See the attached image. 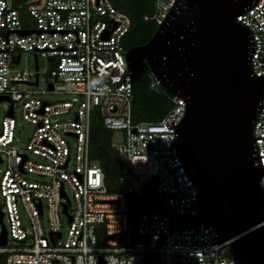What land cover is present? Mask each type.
Wrapping results in <instances>:
<instances>
[{"label": "built area", "instance_id": "1", "mask_svg": "<svg viewBox=\"0 0 264 264\" xmlns=\"http://www.w3.org/2000/svg\"><path fill=\"white\" fill-rule=\"evenodd\" d=\"M178 1L151 0L144 20L162 25ZM24 4L34 19L31 27L22 22L21 5L0 0V96L8 97L2 100L8 107L0 120V238L6 234L0 264H235L234 239L217 242L213 226L201 220L193 226L182 222L200 219L199 187L176 143L185 100L169 94L171 107L161 119L132 120L133 82L123 46L130 17L114 0ZM236 20L251 36L252 74L264 77V0L254 1ZM23 52L53 61L42 71V91L35 89L38 65L37 70L14 69L15 55ZM148 76L150 88L159 92L160 81L150 71ZM46 92L67 98L49 102L35 96ZM17 106L22 120L32 126L24 146L15 137ZM94 111L105 129L123 133L121 142L110 141L122 161L117 193L108 192L104 171L90 156ZM69 114V119H59ZM252 134L264 196V89ZM66 136L75 138L73 157ZM151 180L163 208L141 212L133 225L125 193L140 194ZM9 239L15 245L8 246Z\"/></svg>", "mask_w": 264, "mask_h": 264}, {"label": "water", "instance_id": "2", "mask_svg": "<svg viewBox=\"0 0 264 264\" xmlns=\"http://www.w3.org/2000/svg\"><path fill=\"white\" fill-rule=\"evenodd\" d=\"M254 1L179 0L147 42L125 52L133 83L149 70L185 100L176 143L199 187L200 220L217 242L234 239L235 264H264L262 167L252 134L264 77L252 74L251 36L236 20Z\"/></svg>", "mask_w": 264, "mask_h": 264}, {"label": "trees", "instance_id": "3", "mask_svg": "<svg viewBox=\"0 0 264 264\" xmlns=\"http://www.w3.org/2000/svg\"><path fill=\"white\" fill-rule=\"evenodd\" d=\"M12 2L14 6L21 5L22 19L25 0H12ZM114 4L131 20L130 29L123 38L124 48L128 49L147 42L157 28L152 21L144 20V16L151 13V0H114ZM148 74L149 71H146L140 80L133 83L132 120L135 123L158 121L171 107L170 96L162 87L159 92L150 88ZM89 152L92 161L98 163L104 171L108 192H120L119 176L122 161L110 148L109 130L106 131L96 111L91 117ZM125 201L128 221L133 225L141 212L160 211L163 208V197L156 193L154 180L147 182L140 194L126 192ZM199 221L198 217L182 219L185 226H193Z\"/></svg>", "mask_w": 264, "mask_h": 264}, {"label": "rangeland", "instance_id": "4", "mask_svg": "<svg viewBox=\"0 0 264 264\" xmlns=\"http://www.w3.org/2000/svg\"><path fill=\"white\" fill-rule=\"evenodd\" d=\"M22 22L25 26H28V27H31L34 25V19L28 14V12L26 10L22 13ZM20 55H21V60L14 65V69L27 68L29 70H35V57H34V55L29 54V53H25V52L20 53ZM15 56H17V54ZM37 64L39 67V71H38L39 72V86L37 88L35 87V89L42 91L45 88V85L43 82L45 79V75L42 73V71H43V69L49 67V62L47 59L37 58ZM22 87L24 89L29 88L28 85H23ZM35 96L41 100H46L49 102L60 101V100H64L67 98L66 95L49 93V92L38 93ZM7 107H8V105H7L6 101H2L0 103V120L6 115ZM14 116L16 119L15 137L18 141L17 144L24 146L25 143L27 142L29 136H30L32 126L22 120L21 109L19 106H17L15 108ZM71 116H72L71 114L65 115V116H59V119L60 120H66V119H69ZM106 131H108V130L106 129ZM109 133H110V141L111 142H121L122 141L123 133L121 131H109ZM65 138H66V141L70 147V151H71V154L73 157L74 150H75V138L72 136H66ZM0 168L2 170L3 165H1ZM120 185L122 187V183ZM123 189H124V184H123ZM67 195L71 199V195L68 191H67ZM3 207H4L3 206V200H2V198H0V208L3 210ZM61 220L63 223L62 231L65 232L66 221L64 220V218H62ZM3 222L5 223V225H7L6 218L3 219ZM42 223H43L44 228L47 229L48 223H47L46 206H44V215L42 217ZM10 245H15L14 241L11 239H9V242H8V246H10Z\"/></svg>", "mask_w": 264, "mask_h": 264}, {"label": "crops", "instance_id": "5", "mask_svg": "<svg viewBox=\"0 0 264 264\" xmlns=\"http://www.w3.org/2000/svg\"><path fill=\"white\" fill-rule=\"evenodd\" d=\"M24 8H25V4H24ZM25 10H26V8H25ZM34 55V54H33ZM20 56V57H19ZM34 57H35V55H34ZM21 60V55H20V53H17V56H15V64L17 63V62H19ZM48 62H49V66L52 64V60H48ZM35 63L37 64V59H36V57H35ZM38 65V64H37Z\"/></svg>", "mask_w": 264, "mask_h": 264}, {"label": "flooded vegetation", "instance_id": "6", "mask_svg": "<svg viewBox=\"0 0 264 264\" xmlns=\"http://www.w3.org/2000/svg\"><path fill=\"white\" fill-rule=\"evenodd\" d=\"M124 46V45H123Z\"/></svg>", "mask_w": 264, "mask_h": 264}]
</instances>
